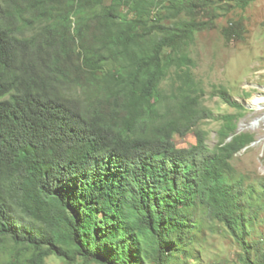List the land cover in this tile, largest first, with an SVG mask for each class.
I'll return each mask as SVG.
<instances>
[{"label": "trees", "instance_id": "obj_1", "mask_svg": "<svg viewBox=\"0 0 264 264\" xmlns=\"http://www.w3.org/2000/svg\"><path fill=\"white\" fill-rule=\"evenodd\" d=\"M252 1L0 0V264H200L217 225L240 264H264V178L233 165L255 140L235 131L245 108L214 86L236 109L215 116L187 51ZM243 32L220 28L226 44Z\"/></svg>", "mask_w": 264, "mask_h": 264}, {"label": "rangeland", "instance_id": "obj_2", "mask_svg": "<svg viewBox=\"0 0 264 264\" xmlns=\"http://www.w3.org/2000/svg\"><path fill=\"white\" fill-rule=\"evenodd\" d=\"M110 2L105 0L106 4ZM238 20L244 25L243 37L226 44L220 28ZM187 51L192 76L204 89V104L215 116L236 113V109L212 95L214 86L226 87L231 98L245 108L235 131L249 133L255 140L235 155L233 165L251 179L264 178V0H254L244 9H230L216 20L214 29L198 32ZM220 125L221 121L217 119L199 123L198 126L207 132L209 146L215 145ZM175 142L179 148H188L196 143V139L189 132L175 137ZM262 205L250 239L264 246V199ZM194 248L200 264H240L238 245L222 232L220 225L204 228ZM191 263L195 262L192 260ZM43 264L66 263L50 255Z\"/></svg>", "mask_w": 264, "mask_h": 264}]
</instances>
